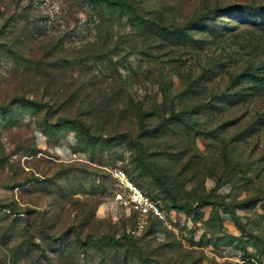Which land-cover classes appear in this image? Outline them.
Masks as SVG:
<instances>
[{"label": "rangeland", "instance_id": "1", "mask_svg": "<svg viewBox=\"0 0 264 264\" xmlns=\"http://www.w3.org/2000/svg\"><path fill=\"white\" fill-rule=\"evenodd\" d=\"M125 1L0 0V264H264V0Z\"/></svg>", "mask_w": 264, "mask_h": 264}, {"label": "built area", "instance_id": "2", "mask_svg": "<svg viewBox=\"0 0 264 264\" xmlns=\"http://www.w3.org/2000/svg\"><path fill=\"white\" fill-rule=\"evenodd\" d=\"M111 177L116 182L120 193L128 204L141 217L153 216L159 220H164L166 214L162 207L153 201L149 196L129 179L127 173L120 168H113L110 171ZM226 188V187H224ZM122 200V199H121Z\"/></svg>", "mask_w": 264, "mask_h": 264}, {"label": "trees", "instance_id": "3", "mask_svg": "<svg viewBox=\"0 0 264 264\" xmlns=\"http://www.w3.org/2000/svg\"><path fill=\"white\" fill-rule=\"evenodd\" d=\"M92 1H97V2L102 1V2H105L107 4H112V5H125L128 8H132V6L128 2H126L125 0H92ZM242 6L243 7H247V5L235 4L233 6H230V7H227V8H223V9L215 8L214 11H220V12H222L224 14H228V13H230L233 10H236L238 8H241ZM202 20H203V17L200 16V17L196 18L192 23H197V22L202 21ZM248 77H250V79H252V81H254V85L250 88V90H252V92H255V93L256 92H259L260 87L264 85V77L262 75H259V74L248 75ZM203 107H205V104H200L198 106L193 107L189 111H181V112H177V113H171L170 116L171 117H177V118H179V117H182V116L186 115L187 113L196 111L198 109H202ZM93 138H96V136L93 137ZM154 219H156V218H154ZM106 239L109 242H112V243L116 242V240L115 239H112V238H106ZM89 240H91V239H89ZM11 264H40V263H38L37 261H35L32 258H30V259H28L26 261V263H25V261L20 262L17 259V260H14Z\"/></svg>", "mask_w": 264, "mask_h": 264}]
</instances>
